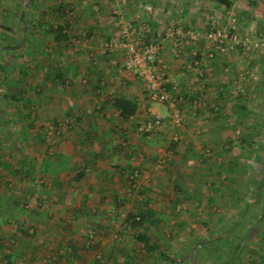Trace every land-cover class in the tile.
Segmentation results:
<instances>
[{
    "label": "crops",
    "instance_id": "0c3cea01",
    "mask_svg": "<svg viewBox=\"0 0 264 264\" xmlns=\"http://www.w3.org/2000/svg\"><path fill=\"white\" fill-rule=\"evenodd\" d=\"M16 1L7 7L23 17L17 19L22 25L14 31L12 26L5 28L2 35L6 43L0 41V68L6 69L14 59L4 60L3 53L19 48L12 54L17 72L13 75L10 70L0 71V77L31 87L38 116L43 121L52 119L60 128L68 122V133L53 139L51 147L39 132H30L29 127L36 122L27 109L29 99L21 105L0 107V112L17 113L15 118L21 129L20 135L12 138L17 148L0 150V171H17L23 176L36 171V175L50 179L43 187L35 186L33 179L32 183L23 182L22 191L31 186L29 193L36 190L43 198L32 215L20 218L26 228L16 231L4 227L9 218L0 214V264H43L40 257H52L49 264H94V256L101 254L112 264H161L163 260L164 264H182L192 257L198 243L230 242L229 236L236 230L232 225L264 227V137L254 131L264 128V117L256 123L251 119L253 101L264 103V90L253 85L257 84L254 81L240 78L243 57L234 53L206 59L201 65L204 77L198 81L195 71L184 67V61L191 59L193 44L179 45L176 53L173 40L166 34L171 22L200 31L219 25L221 19L227 23L231 10L245 25L246 32H264V0H231L229 7L216 0H161L154 16L141 5H155L157 0H128L125 14L138 15L151 25L168 77L174 83L170 93L182 97L178 106L184 119L179 127L171 121L167 102L151 100L141 78L121 70V52L100 49L97 57L89 61L91 50L100 45L95 32H101V15L93 19L85 11H75L87 34H94L90 41L79 45L68 34V45H75L76 50L68 51L67 62L64 57L46 56L40 50L45 42L44 32H51L59 43L66 42L67 35L62 40L55 38L58 24L42 23L43 15L58 16V21L60 17L67 18L69 9L65 4H57L58 0ZM27 14L37 16L31 22V28L39 30L34 40H29L31 30L23 25ZM69 22L68 26L72 23ZM14 32L22 36L16 44L11 35ZM39 40L42 45L36 46L34 42ZM260 52L253 49L244 53L264 88V58H252V53ZM20 90L0 96L18 101L23 96ZM251 95L255 98L252 102ZM117 96L135 100L136 112L123 118L113 106ZM195 98L204 107H196ZM148 107L162 114L164 120L152 132L139 133L136 125L146 120ZM260 107L264 112V104ZM238 116L247 117L248 121L237 120ZM4 119L1 114L2 127ZM237 123L243 126L241 138L231 139L230 128ZM3 141L0 138V144ZM47 147L52 151L48 152ZM3 179L0 178V186ZM3 203L0 200V210ZM17 205L18 201L7 203L10 207ZM178 207L182 210L177 212ZM254 212L259 216L252 215ZM131 213L144 215L141 225L133 226ZM259 239L264 241V233ZM136 241L143 245L139 252ZM9 242H15V246ZM157 252L164 258H155ZM233 254L238 257L240 253L235 250ZM248 256L247 264L255 259L264 261V250L254 249Z\"/></svg>",
    "mask_w": 264,
    "mask_h": 264
},
{
    "label": "rangeland",
    "instance_id": "374dc122",
    "mask_svg": "<svg viewBox=\"0 0 264 264\" xmlns=\"http://www.w3.org/2000/svg\"><path fill=\"white\" fill-rule=\"evenodd\" d=\"M82 1L84 0H58L57 4L60 5H64L65 8L69 9L67 11V18L65 17V19H59L58 21V16L55 17L53 15H43L42 16V23H44L45 25H47L49 22L52 24H62L63 27L65 28V33L67 35V40H65L66 42L64 43H59L58 41H56L52 35L51 32H44L42 35L44 37V44L43 46L40 48V50L42 51L41 53L43 55L46 56H50L53 55L55 57H61L64 59H66V61L68 62V51L70 52H75L76 50V46L75 45H68V34L70 35V40L72 39V42H76L75 44L79 45L82 42H86V41H90V39L92 38V34L94 33H90V35H92L90 37V35L87 34V30H86V26H82L81 22H80V17L79 13H76L77 11L81 12V11H85L89 14V16H93V19H96L98 17V15L102 16L103 21L98 22L100 24H102V27L100 28V34L97 32H95L96 35H98V39H99V47L95 50H91L92 52V56L89 59V61H92V58H96V52L100 51V49H102L101 47V43L103 41H105L109 35L107 34V32H110L112 29V32H110L112 35L115 31V26H114V20L112 17V13H111V3L107 0H89L88 3H82ZM251 1H258V0H251ZM16 0H0V41L2 39V42L6 43V39L3 38V35L5 33V31L7 29L5 28H9L10 26H12V29L14 31V29H19L20 25H22V22H18L17 19L18 18H23L21 15L17 14L16 11H14L13 13L11 12V9L8 8L9 4L16 3ZM177 2V1H176ZM163 2H161V0H157L155 1V5H153L155 8L159 9V6L162 5ZM8 6V7H7ZM83 6V8H81ZM175 6L177 7V3L175 4ZM7 7V8H5ZM7 9V14H4V10ZM9 9V10H8ZM76 11V12H75ZM208 10H206L207 12ZM232 11V10H231ZM230 11V17L229 20L232 17H235L236 19V23H237V27H238V33L242 36H245L246 33L250 30H248L246 32L245 29H243V27H245V25H242V22L239 21L237 19V16L233 15V13ZM11 12V13H9ZM68 12H69V17H68ZM123 13L125 14V10L123 9ZM43 13L41 12L39 14L42 15ZM75 15V18H74ZM126 17L131 18L132 16H127L125 14ZM37 16H30L27 14L25 18V22L23 25H25L27 27V29L31 31L30 35H27V37H29V40H34L35 39V34L39 31H37V29H35V27H32V21H36ZM41 18V16H40ZM68 19H70L72 21L71 23V29L68 28ZM67 22V24L64 22ZM223 19H221V21H219V25L220 26H225L227 23L226 22H222ZM21 23V24H20ZM36 24V23H35ZM70 24V22H69ZM215 25V24H214ZM218 25V26H219ZM41 26V24L39 25ZM112 27V28H111ZM242 27V30L240 29ZM69 30V31H68ZM241 30V31H240ZM256 33L261 31L262 37L264 38V32L262 30L258 31V30H254ZM252 32H250L251 34ZM254 33V32H253ZM14 38L15 41H13L14 43L17 42V40H22V36L21 33H12L11 34ZM95 38V37H93ZM36 46H40L42 45V42L39 41H35L34 42ZM32 43V44H34ZM16 44V43H15ZM1 42H0V52L2 51L1 49ZM18 49V50H17ZM261 52L258 53V55H255V53H252V58H257V57H261V59L264 58V46L258 48ZM257 49V50H258ZM12 51L9 52V54H7V52H4L3 54L5 55L4 60L6 59H13L12 61H10V65L6 68V69H1L0 71L1 73L6 72L5 70H10V73L15 75V73L17 72V61H16V57L15 55L12 56L13 53L16 54L17 51H19V48H12ZM228 53H234V54H238L239 56H241V58L243 57L242 61L240 62L241 64V70L242 68H244L242 71H239L240 74V78H241V73L245 72L247 69H249L250 72L255 73L256 78L252 79V78H242V80L245 79H250L249 82L254 81L257 84H253L256 87H259L258 85L261 86V90L263 88V84L261 85V83L259 82V75H257V70L255 72V69L248 64V61H246L248 59V56L245 55L243 50H240L238 48H233L232 50H230ZM227 53V54H228ZM248 53V51H247ZM11 56H8L10 55ZM41 54V55H42ZM249 54V53H248ZM261 55V56H260ZM80 56V55H78ZM263 56V57H262ZM81 57V56H80ZM88 56L85 55V58H87ZM87 59V60H88ZM264 60V59H263ZM1 61V60H0ZM248 64V65H247ZM12 67V68H11ZM16 80H7L6 79H2L0 77V95L2 93H12V94H16L19 93L18 91L20 90V93L23 94V96H21L20 100H14V99H7V98H3L0 96V107L2 108V105H7V106H16L17 104L21 105L23 104V100L24 99H29V101L26 103L28 104L27 108L30 112V114L35 118H32L33 120H35L36 124L31 125L29 128L31 129L30 132H32V130H34V133H40V136L43 137L45 143H47L48 145H50L51 147L52 145V140L55 138H59L61 137L63 134L68 133V122H64L61 124V128L60 125L57 124V126L54 124V122L52 121V119H47L44 120L42 118H40L38 115V111L36 108V104L35 102H32V98L34 93L32 92V88L31 87H25L26 85H18L15 84L13 82H15ZM64 83L66 84V86L68 87V80H65ZM22 87L24 88V90H22ZM258 90V89H257ZM259 91V90H258ZM30 96V97H27ZM247 98V97H246ZM245 98V99H246ZM242 99V98H241ZM240 99V100H241ZM250 100L252 102V100H255V98H252V95L250 96ZM262 100H258L257 101H253L254 103L252 104V106L254 107L252 110V115H251V119L253 120V123H256V121H258L260 118L264 117V112L261 111V107ZM264 101V100H263ZM6 107H4L5 109ZM7 109V108H6ZM12 109V108H10ZM28 112V113H29ZM4 114V126H0V138L4 139V141H6V143H1L0 144V150H7V149H11L12 151L17 148L16 144L13 143L12 138L16 137L17 135H20V131L21 129L18 127L19 123L18 120L15 118V115L17 116L16 112L10 111V112H0V115ZM39 118V119H38ZM233 119V118H232ZM242 120L246 119L248 121L247 117H243V116H238L237 120ZM57 123V122H56ZM7 124V125H6ZM32 124V123H30ZM37 126V127H36ZM64 128V129H62ZM242 131H243V126L242 123H237V125H233L230 128V138H234V139H238L241 138L242 135ZM256 134H260V137H264V128H255L254 129ZM263 133V134H262ZM6 135H8V137H6ZM39 136V135H37ZM6 137V138H5ZM9 138H11V140L9 141ZM43 141V142H44ZM31 146V145H29ZM10 150V151H11ZM47 151L50 152L52 151V149H49L47 147ZM47 152V153H48ZM54 172L55 171H51ZM12 173V174H11ZM3 174V175H1ZM0 178H4L3 179V183L0 186V189L2 188L3 192L0 191V200L3 201V205L4 207L1 208L0 210V214L5 215L6 217H8L9 219L5 221L4 223V227H9L10 229H16L19 230V228H26V225L20 222V218L32 215L34 213V210H36V206H40L43 198L40 197V193H38V191H33L31 193H29V191L32 189V187L30 186L29 189H24L22 191V187H23V182L25 181H30L31 183L34 181L35 182V186L40 185L41 187L48 185L49 184V178L45 177L44 175L42 176H38L36 175V171H28V173L23 176V175H19L17 171H7L4 173V171H0ZM33 179V181H32ZM25 186V185H24ZM27 187V186H26ZM43 189V188H42ZM262 189H264V186H262ZM263 191V190H262ZM27 195V196H26ZM250 196L252 197L253 194L250 193ZM254 197V196H253ZM252 197V198H253ZM23 199V200H22ZM10 201H18V205L17 207H10L7 206L10 204ZM138 201H142L139 200ZM40 202V203H39ZM263 203V202H262ZM262 203L260 202V204L262 205ZM182 208L178 207L175 209V211H181ZM259 216L260 213L254 212L255 215ZM0 220L3 221L2 216H0ZM141 225V224H139ZM137 225V226H139ZM233 227H236V230H234L231 234H230V238L231 241H218V240H213V241H203L201 243H198L197 246H194L196 251L192 254V257L189 260L184 261L182 264H222L225 262V260L230 259V261H232V264H247L250 257L248 256V254L250 253V251L252 250H261L264 246V241L260 240L259 237L263 235V229L264 227H262L260 229V225H249L246 223H241L238 225H232ZM249 226L252 229H249ZM1 228V225H0ZM249 229V230H248ZM93 234H95V232H92ZM225 238V237H224ZM179 242H182L179 240ZM186 242V241H184ZM183 242V243H184ZM11 245L13 244V246H15V242H9ZM136 246H137V251L139 252L140 249L143 248V245L141 243H139L138 241H136ZM10 245V246H11ZM222 245V247L220 246ZM251 246V247H250ZM226 247V248H224ZM193 248V247H192ZM221 248V249H219ZM175 249V248H173ZM225 249V250H224ZM235 250L239 251V256L238 257H234L235 255L233 254ZM169 252H171L169 250ZM156 255H154V257L157 259L160 258H164L162 257V255L159 256V253H155ZM245 254V256H244ZM254 256V255H253ZM40 262L43 264H49V258L50 260L52 259V257H40ZM94 258L96 259L97 256H94ZM239 258V259H237ZM259 258V257H257ZM43 259H45L46 263L43 262ZM254 259V258H253ZM258 259L253 260L252 264H264V261H259L257 262ZM97 261V262H96ZM94 264H112V263H108L105 261V258L103 256V254H101L100 258H97ZM160 261V260H159ZM164 261V260H163ZM159 262L161 264H164V262ZM166 264V263H165Z\"/></svg>",
    "mask_w": 264,
    "mask_h": 264
},
{
    "label": "built area",
    "instance_id": "2783aa9c",
    "mask_svg": "<svg viewBox=\"0 0 264 264\" xmlns=\"http://www.w3.org/2000/svg\"><path fill=\"white\" fill-rule=\"evenodd\" d=\"M107 1L111 3L115 32L101 43L102 49L107 52H121L123 55L121 70L139 76L151 100L167 102L171 109L172 123L175 127L181 126L184 116L178 105L182 97L170 93L169 88L174 86V83L168 77L167 66L160 56V43L153 38L151 25L138 15L131 18L125 16L123 9L128 0ZM141 7L149 15L154 16L158 13V9L150 3H143ZM70 26L71 24L68 26L69 29ZM238 30L236 19L232 17L225 26L214 25L205 31L171 22L166 34L173 40L176 53L179 45L193 44L191 59L184 61V67L189 71H195L197 80L201 81L204 77L201 65L206 59L226 55L233 48L247 52L264 46V38L260 32L251 34L248 32L242 36ZM241 78L255 79L256 75L247 69L241 73ZM193 103L196 107L200 104L204 107V103H198V98H195ZM146 111V120L136 125V131L143 134L152 132L164 120V116L151 107ZM97 258H100V255Z\"/></svg>",
    "mask_w": 264,
    "mask_h": 264
},
{
    "label": "trees",
    "instance_id": "16d2710c",
    "mask_svg": "<svg viewBox=\"0 0 264 264\" xmlns=\"http://www.w3.org/2000/svg\"><path fill=\"white\" fill-rule=\"evenodd\" d=\"M216 2L218 4H224L227 7L232 5L231 0H216ZM54 31H55V38L57 40H62L66 37V33L64 32L63 25L58 24L56 26V28L54 29ZM113 106L116 110H118L119 114L123 118H127L128 116L133 115L137 110L136 101L133 99L127 98L125 96H117L113 101ZM46 172H48V171H41V173H46ZM261 185H263V183ZM137 216L139 219L136 220ZM129 217L131 219L133 226H137V225L141 224L145 218L142 213H139V214L131 213L129 215ZM145 244H146V242H145Z\"/></svg>",
    "mask_w": 264,
    "mask_h": 264
}]
</instances>
